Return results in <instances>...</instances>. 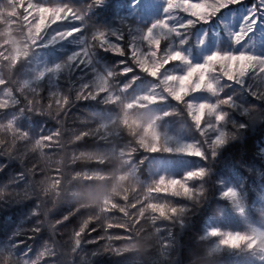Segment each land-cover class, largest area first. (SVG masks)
Here are the masks:
<instances>
[{"label":"trees","instance_id":"trees-1","mask_svg":"<svg viewBox=\"0 0 264 264\" xmlns=\"http://www.w3.org/2000/svg\"><path fill=\"white\" fill-rule=\"evenodd\" d=\"M32 1L46 6H67L82 17L65 20L79 26L80 31L64 44L74 48L79 42L85 43L90 49V62L76 68H73L76 63H72L70 70L62 71L57 79L47 75L40 80L32 78L29 72L36 60L34 45L27 46L29 38L25 37L22 22H12L14 18L6 11L11 7L8 0H0V44H7L0 51L10 54L19 44L22 50L27 47L29 54L15 67L0 58V79L8 81L0 85V102L7 101V107L0 109V125L13 121L17 129L0 128V264H230V261L234 264L235 255L230 254L234 258L230 259L227 253H214L212 246L217 238L208 231L215 227L223 231L240 229L234 225L240 218L235 217L233 202L224 196L232 186L238 188L243 197L240 196V202L247 205L246 210L257 217L260 229H264V211H261L264 208L261 151L264 96L259 93L258 101L255 98L258 93H253L264 86L262 77L250 74L243 82L229 86L232 100L237 103L224 105L230 138L215 150L214 156L209 142H205L194 126L187 97L184 103L170 97L164 105L173 103L179 107L177 121L192 131V137L203 142L205 156H180L165 152L164 147L150 152L151 142L141 143L138 126L129 122L126 127L122 120L116 123L113 120L136 95L139 86L136 81L147 74L131 56V42L138 28L150 23L144 22L146 13L135 12L134 0H104L100 4L96 0ZM254 1L261 16L263 0H240L221 10L211 21H197L187 27L190 39L201 28L208 30L223 12L238 10ZM64 26L67 24L58 25ZM53 28L49 27L45 33ZM100 31L109 34L110 42L120 44L124 55L105 50L99 44L93 46L91 38ZM113 34L122 36V41ZM220 40L222 47L228 49L232 40L226 34ZM123 67L131 71L123 73ZM107 71L112 74L114 96L121 98L112 102L107 99V92L99 93L94 99L82 97V92L96 93L92 78L97 72ZM29 77L32 81L25 86ZM123 87H127L126 92ZM9 88L11 96L5 95ZM131 91L133 96L129 97ZM64 96L69 99L68 105H58L56 101ZM170 121L177 124L171 117ZM56 131L60 135L53 141H43L42 148L36 146L37 140ZM176 167L179 168L174 170ZM199 167H203L206 175L186 180L184 173L195 172ZM170 174L186 182L194 195L189 198L148 193L161 175L167 179ZM56 180L60 183L53 187ZM200 184L204 185L202 191ZM145 195L150 202L166 203L184 211L172 213L170 219L148 209L141 215L130 204L143 202ZM103 203L125 206L132 217H125L118 209ZM103 207L109 210L102 211ZM216 214L221 215L220 226L210 223ZM134 216L139 218V224L133 222ZM224 219L226 222H222ZM86 221L88 226L77 247L75 235ZM109 224L113 227L108 228Z\"/></svg>","mask_w":264,"mask_h":264},{"label":"snow or ice","instance_id":"snow-or-ice-1","mask_svg":"<svg viewBox=\"0 0 264 264\" xmlns=\"http://www.w3.org/2000/svg\"><path fill=\"white\" fill-rule=\"evenodd\" d=\"M98 4L103 3L104 0H96ZM240 0H167V6L164 9L165 13L169 14L165 19L160 20L154 23L144 34L140 37L141 41H144L148 45V50L140 56V53L136 47L133 45L131 47V56L135 59L139 69L151 77L159 81V86L161 90L167 93L169 96L174 98L176 101L184 103L185 98L193 92L207 91L212 94H217L216 87V77H223L228 81L233 82H242L249 74H256L260 77H264V57H257L255 55H250L247 53L240 54H220L216 53L207 57L206 62L200 65L192 66L191 62L187 57L182 54L180 51H172L169 49L167 52L162 50V41L168 39L169 36L175 34L179 36L181 34L182 28H187L192 26L195 22H209V20L216 16L221 10L228 7L229 5L239 3ZM8 4L11 6L8 12V15L12 16L13 23H21L24 29V34L26 38H29V43L32 45H37L41 36L45 31L52 25L66 20L69 17L82 19L73 9L67 6H46L39 5L31 0H8ZM20 9H23V12H20ZM186 13L189 16L193 17V20H189L183 25L172 26L170 20L175 18L174 13ZM246 18V22H247ZM257 20H252L251 25L247 28H241V31L235 34L234 39L237 44L241 43L246 36L254 30ZM26 29V31H25ZM80 29H73L64 31L57 34L58 39H65L75 35L79 32ZM108 33L104 31L97 32L91 39L93 46L99 44L100 47L108 51H113L116 54L124 55V49L120 44L112 43L108 39ZM117 40L122 41V36H116L113 34ZM7 44H0V48H3ZM90 55V49L85 48L83 51L78 52L72 55L69 58V63H88ZM0 58L8 62L10 67H15L21 59L27 58V53L23 52L19 48H14L11 50L10 54H5V52L0 51ZM173 62H182L188 64L189 67L185 74L183 75H174L167 74L165 75V69L170 66ZM200 66V67H198ZM64 65H56L55 68L45 69L43 72L39 73L36 77L37 80L43 79L46 73L48 72H59ZM127 71H131L128 69ZM112 74L109 73L108 77H98L97 78V91L95 94L88 92L85 95L84 92L81 93V96L84 98H95L99 93H106L109 91V80ZM8 81L5 79H0V85H5ZM28 82H25L27 86ZM88 89V86H85V90ZM5 95L11 96V89H7ZM53 95H57L54 93ZM112 102L119 100V97H110ZM138 101L140 103L137 105L141 108H147L149 105L155 104L158 101V96L156 95V89H153L152 94L144 95L139 97ZM56 103L67 106L69 99L64 96L62 99H58ZM231 99L223 100L220 104H208L202 103L199 105L188 104V110L191 115L192 120L200 130L201 134L205 136V127L209 129H215L219 134L217 138L209 143V149L212 151L213 156L215 155V150L218 147L223 146L227 143L230 138L229 134L225 131L220 130V126L226 121L227 113L220 112L219 109L221 105H230ZM7 107V101L0 102V109ZM49 108L52 107L51 103L48 105ZM131 107V104L128 105ZM210 115L214 117V123H208L205 125V116ZM124 125L128 126V114L125 113L123 119ZM0 128H6L9 130L17 131L14 126V122L10 121L7 125H0ZM149 134L153 137L155 141L159 140L158 134L154 128L149 129ZM23 137H27L26 133H21ZM60 135L59 131L52 133L49 136L42 137L36 141L37 147H44L43 141H53L54 137ZM87 136L88 133H83ZM77 139H80L78 136ZM207 143V141H205ZM143 144V141H141ZM133 152L135 149L132 150ZM150 152H158L160 148L153 144L148 147ZM165 152L173 151L172 148H165ZM175 151L184 152L186 154L197 156L203 158L205 152L199 144L189 143L182 144L176 147ZM100 161V160H99ZM101 162V161H100ZM206 175L204 170L190 173L186 180L191 181L196 178H203ZM60 183L59 180H56L53 187H56ZM149 194L152 193H164L170 194L171 196H183L191 198L194 193L193 190L188 186L186 182L179 180H168L166 178H161L154 186H151L148 190ZM224 196L236 200L238 194L234 190H229L224 193ZM128 199H126L127 201ZM137 203H140V207H137ZM110 203H103V205L108 206ZM132 209H136L137 213L143 215L145 210L148 209L154 214H158L162 218L170 219L172 218V213H183V209L176 207H170L166 203H155L150 202L148 195L144 196V201H138L136 203L130 204ZM110 208L118 209L119 212L123 213L125 217H132L128 212L127 207L120 206L117 203H111ZM102 211H108V207H103ZM165 213H168L166 215ZM140 218V216L138 215ZM137 216L133 217V222L139 224V218ZM155 218V216H153ZM87 221L81 227L80 231L76 233L75 244L78 247L81 243L79 237L87 228ZM108 228H112L113 225H107ZM119 227L125 228L123 225ZM213 237L222 236V239L219 241V247H226L232 250H240L246 248L249 251L259 250L264 252V232H253L249 234H240V233H227L221 234L217 231L211 233ZM114 239H120V237H115ZM131 239V237H129ZM135 245L133 244L132 248ZM129 249H124L127 251ZM120 251V250H116Z\"/></svg>","mask_w":264,"mask_h":264},{"label":"rangeland","instance_id":"rangeland-1","mask_svg":"<svg viewBox=\"0 0 264 264\" xmlns=\"http://www.w3.org/2000/svg\"><path fill=\"white\" fill-rule=\"evenodd\" d=\"M134 1L136 3L135 12L137 14H139L138 12L140 11L145 12L146 14L144 16L146 17V19L144 20V22L150 21V23H147L145 26L138 28V31L134 35L133 40L131 42V47L133 45H136L140 53V56H143V54L148 50V45L146 42L141 41L140 37L154 23L165 19L169 15L164 11V9L167 6V0H134ZM27 2L28 0H26V3ZM31 2L33 1L31 0ZM262 8H264V3L262 4ZM258 9L259 7L257 6V2L254 1L252 5H242L241 8L238 10L223 12L221 15H219V17L216 18L218 20L213 22L212 25L209 26L208 30L206 27H203L197 33L195 32L196 34H194L193 39H190L191 35L188 33L190 29L182 28L181 34L179 36L173 34L169 36L168 39L163 40L165 42L162 41V50L164 52H167L169 49H171L172 51H180L191 62L192 66L205 63L208 56L216 53H220V54L247 53L250 55H255L257 57H264V11H262L261 16H259ZM137 10L140 11L137 12ZM21 12H23V9H21ZM0 14H1V10H0ZM218 14L216 16H218ZM172 15H174L175 17L170 20V24L172 26L183 25L189 20L194 19L188 14L182 12L174 13ZM246 18H249L247 19V22H246ZM252 20L258 21L255 24L254 30L251 31L241 43L237 44L234 39L235 34L241 31L242 26L247 28L249 25H251ZM209 21H211V19ZM62 24H67V26L58 27V25H62ZM52 26H54L53 30L50 31V33L48 34L44 33L41 36L38 44L34 46V49L36 51L35 52L36 60L34 62V65L33 64L31 65L30 67L31 69L29 72L31 77L34 79H36L38 74L43 72L45 69L55 68L56 65L58 64L64 65V67L59 72H48L45 74L50 78L57 79L61 75L62 71L70 70L72 63H69V58L72 55L83 51L85 48H88V46L82 42L75 44L74 48L66 47L64 42H69L72 38H74V35L65 39L56 38L58 33L73 29H80L79 26L73 25L72 23L70 24L66 23L65 20L58 22ZM223 34H226L229 41L232 40L230 42L229 48L226 50L222 47V45L224 44L221 43L220 40V37H222ZM169 39L170 42H167V40ZM189 41H191L192 43L191 44L188 43ZM29 44L30 43L28 40L27 46ZM15 48L20 49V45L16 44ZM22 51L26 52L27 56L29 55L27 51V47L25 50ZM65 53H70V54L64 57ZM86 64L87 63H84V65ZM77 66H82V65L80 63H76V65H74L73 68H76ZM188 67H189L188 64L182 62H173L170 66H168L165 69L164 74L183 75L187 71ZM127 68L128 67H123V69H121V72L126 73ZM109 73L111 72L107 71V72L95 73L94 77L92 78V83L95 85L96 88H97V83H96L97 78L101 76L108 77ZM261 79H263L264 81V77H262ZM215 80H216L217 94H212L207 91L193 92L187 96V98L189 99L188 104L199 105L202 103H208L215 105V104H220L221 101L230 98L231 99L230 105L235 106L237 103L236 101L232 100L233 94L232 91L229 90V86H235L237 82L228 81L223 77H216ZM30 81L32 80L29 77L27 79V82ZM135 84L139 85L138 90L135 93L136 95L130 99L129 103H127L125 107L124 112L120 116H114L113 118L114 123H116V120L118 119L122 120L123 122L124 115L125 113H127L128 121L132 122L133 125H136L140 128L141 131L140 139L143 142H147V143L151 142V145L156 144L159 148L160 147L172 148L173 149L172 152L180 156L188 155L191 157H197L186 154L184 152L175 151L176 147H178L179 145L189 144V143L199 144L204 150L203 142H200L199 138L192 137V131H189L183 123L177 121L179 118L178 111H180L178 106L175 107L171 100L170 103H172L173 105L172 104L164 105L165 102H168L171 96H169L167 93L161 90L159 86V81L151 77L149 74H146L144 75L142 80H137ZM123 88L126 92L127 87H123ZM153 89H156V95L158 96L157 103L149 105L147 108L138 107L137 105L140 103V101H138L139 97L152 94ZM254 92L258 93V97L255 96L254 94L253 95L255 96L256 99H258V101H260L259 99L260 94L264 96V86H262L258 90L255 89L253 93ZM58 95L60 96L59 92ZM106 96L107 99H110V97L121 98L120 95L114 96L113 89L111 88L110 80H109V91L106 93ZM132 96H133V92L131 91L129 97ZM129 104H131V107H128ZM242 105L243 103H241V106ZM152 110L154 112H149ZM219 111L227 113L224 105H221ZM242 111L244 110L242 109ZM160 113H162L161 116ZM170 117L171 120L175 119L177 124L170 121ZM226 121L220 126L221 131L227 132ZM208 123H214L213 116L210 115L205 116V125H207ZM194 126L197 132L201 134L196 124H194ZM150 128H154V130L158 134L159 137L158 141H155L153 137L149 134ZM218 134L219 133L215 131V129H209L205 127V136L202 134L201 136L204 137L205 141L211 143L212 140L217 138ZM261 151L264 155V142L261 144ZM174 157L177 158L179 156L175 155ZM197 158H201V157H197ZM184 161L188 162V160L182 159V162ZM170 168H173L172 164L170 165ZM178 168L179 167H176L174 170H177ZM200 170H203V167H199L198 169L195 170V172ZM193 172L194 171L187 170L184 174L188 176L190 173ZM165 176L166 175H161V178H164ZM167 179L177 180V178L174 177V174H170V177ZM203 186L204 185L200 184L201 191L203 190ZM229 190H234L238 194L236 200H233L231 198L230 199L233 202V207L236 212L235 217L240 218V220L234 222V225L240 229L237 230L229 229L228 231H223L222 229L215 227V228H211L208 231V234L211 235L213 231H217L221 234L240 233V234H249V235H251L254 231L264 232V229L263 230L260 229L261 228V226L259 225L260 223H258V221L255 220V218L257 217L251 214L250 212H248V209L246 210L247 207L246 204L244 205L243 203L240 202L241 195L239 194L238 188L232 186L227 191ZM241 198L243 197L241 196ZM261 211H264V208H261ZM225 219L222 222H226ZM210 223L215 226H220L222 224L221 215H217V214L214 215L211 218ZM216 238L217 240L214 242L212 246V250L214 251V253H218V254L227 253V255L230 256V259L232 258V255H235L236 258L234 264H264V252H260L259 250L249 251L246 248L240 250H232L226 247H219V241L220 239H222V236H217ZM225 263L226 262H223V264ZM230 264H232L231 261Z\"/></svg>","mask_w":264,"mask_h":264},{"label":"clouds","instance_id":"clouds-1","mask_svg":"<svg viewBox=\"0 0 264 264\" xmlns=\"http://www.w3.org/2000/svg\"><path fill=\"white\" fill-rule=\"evenodd\" d=\"M198 67H200V66H198Z\"/></svg>","mask_w":264,"mask_h":264}]
</instances>
